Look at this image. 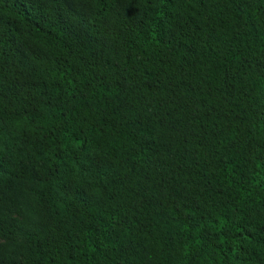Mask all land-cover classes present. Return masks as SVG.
<instances>
[{"label": "trees", "instance_id": "16d2710c", "mask_svg": "<svg viewBox=\"0 0 264 264\" xmlns=\"http://www.w3.org/2000/svg\"><path fill=\"white\" fill-rule=\"evenodd\" d=\"M0 264H264V0H0Z\"/></svg>", "mask_w": 264, "mask_h": 264}]
</instances>
